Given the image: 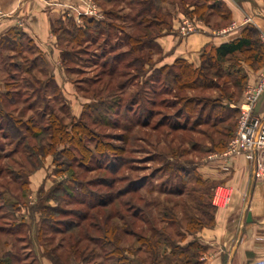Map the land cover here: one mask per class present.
<instances>
[{"label": "rangeland", "instance_id": "obj_1", "mask_svg": "<svg viewBox=\"0 0 264 264\" xmlns=\"http://www.w3.org/2000/svg\"><path fill=\"white\" fill-rule=\"evenodd\" d=\"M82 1L87 6L83 12L85 15L94 11L93 15L99 14L101 20L105 23L110 21L115 27L106 28L96 44L82 46L89 48V54H84L78 46L67 43L69 36L61 31L55 33L60 50H68L70 53L66 61H61V65L57 66L54 59L51 61L50 68L61 86L56 95L49 90L44 99L40 98L35 102V98H31L32 92L26 87V82H31L30 77L33 75L40 78L43 74H50V69L41 59L44 63L40 67H44V72L38 70L37 65L28 73L24 71L31 58L35 57L34 47L26 39L22 41V52L14 56L17 63H22L15 76L8 75V70L6 72L1 67L0 60V90L4 91V85L9 81L7 88H16L19 92L16 100L4 102L3 108L8 114L22 120L33 119L42 126L48 123L51 117L49 114H52L67 126L70 134L74 132L73 122L86 123L88 131L84 134L83 143L94 150L92 155H98L93 140L98 139L103 151L95 161L86 162H81L79 157L71 158L64 154H59V158L55 157L56 150L42 155L37 147L47 146L48 134L40 133L36 135V139L28 137L26 141L20 142L15 136L3 137L0 131V227L13 230L17 223L23 222L20 224L23 226L19 241L15 236L0 234V258L6 252L16 253L13 254L14 258H8L11 259V264H38L42 259L50 260L46 252L52 249H55L62 260L73 253L70 259L72 262L66 264H110L117 257L111 259V256L106 255L111 246H102L101 242L93 241V237H103L104 232L111 231L113 227L117 228L119 243H114L117 238L109 235L112 244L118 245L120 250L124 249L123 255L135 260L140 261L147 256L143 250L145 246L138 242L140 234L147 236L148 242L155 241L157 237L161 239L156 246L158 250L164 249L172 241L186 246L195 237L186 231L188 218L197 214L199 219L206 220L201 211L205 208L208 214L212 210L208 206L194 208V196L198 194L191 192L193 187L206 192L201 197L202 201H208L212 205L213 189L220 186L209 180L206 184L197 182L200 174L197 175L194 168L205 158L206 154L203 152L211 145V139H216L219 135L210 127L211 120L209 124L194 123V120L198 115L204 120L208 114L212 119L219 112L224 113L225 109L221 110L218 106L220 97L230 96L232 107L237 108L248 85L247 78L243 87L239 82L237 85L233 84V80L239 81L238 71H242L239 61L247 58L248 52L236 54L230 62L222 64L219 75L213 78L210 88L178 91L163 83L166 71L159 74V80H151L150 75L154 73L151 69L157 64L161 51L156 45L148 44L141 51L125 54L130 45L121 41L125 32H136L130 27V19L140 7V0ZM161 7L171 16L180 12L184 17L190 18L178 0H166ZM109 11L111 13L106 15ZM208 22L212 29L225 28L215 15L209 17ZM106 38L109 40L108 45L104 44ZM109 45H113L111 53L101 55ZM94 50H97L99 56L93 60L91 53ZM120 53L122 56L115 64L114 73L101 75L100 64L103 59L108 60L110 66L112 57ZM136 56H141L142 61L148 65L146 71H141L138 63H132ZM7 57L12 59L11 56ZM6 60L8 61L4 57L3 62ZM93 61L99 62L98 66ZM189 98L196 99V103L183 107L184 100ZM101 103L107 107L106 113H102ZM201 106L205 109H201ZM212 106L215 108H211ZM146 115L148 124L144 125L142 122ZM237 116L234 113L224 124H218L215 130H223L224 125L232 119L235 122ZM0 122L5 124L6 120L2 119ZM172 123L185 124V130L171 127ZM69 145L64 142L56 145V149L61 150ZM113 159H118L114 160V168H96L100 165L97 163ZM78 162H81V166ZM105 180H111V183L107 186ZM24 181L27 182L26 190L19 188ZM136 186L140 187L135 191L129 190ZM180 186L185 188V192L179 198L169 192ZM109 193L114 198L108 205L93 208L88 206L89 202L97 201L98 196L105 197ZM116 193L121 194L117 196ZM14 198L17 200V208L11 205ZM41 204H47L49 208L43 211ZM134 208L142 213L132 216ZM61 210L65 214H61ZM72 212L88 215V219L81 224L82 228L85 226L82 233L76 234L77 229L65 231L63 228L62 221L77 219ZM43 215L48 219L44 224L41 222ZM50 221L57 230L49 226ZM153 226L170 236V239L167 237L169 241H163L162 237L150 231L154 229ZM40 227L42 230L37 238L36 232ZM123 229L130 231L129 234H125ZM3 241H7L8 245L4 246ZM76 243V250L70 247ZM17 258L19 261L12 262Z\"/></svg>", "mask_w": 264, "mask_h": 264}, {"label": "trees", "instance_id": "obj_2", "mask_svg": "<svg viewBox=\"0 0 264 264\" xmlns=\"http://www.w3.org/2000/svg\"><path fill=\"white\" fill-rule=\"evenodd\" d=\"M165 2L166 0H140L139 1L140 7L136 10L135 14L130 19L131 20L130 27H132L134 31L136 32L135 33L125 32L124 37H123L124 39L121 40L123 43L125 41L127 42V44L130 45L129 48L125 51V54H130L131 52H135V51H141L142 49H145V47H147L146 45L148 44L156 45L157 49H159L158 45L154 41L155 38L161 36L162 34L169 32L171 29L172 16L170 15L169 12H167L161 7L162 4ZM178 2L180 6L183 8V10L186 11L185 13L186 14L188 13V16L190 18L195 17L197 19L204 21L205 23H209L208 18L214 15L218 18L219 21L223 22V25L226 24L230 19L229 10L225 7V5L222 2L218 0H178ZM110 13L111 11L107 12L106 15ZM67 23L68 24H66V26H64L63 24H59L53 27V32L56 33L57 31H61L64 35L69 36L70 40L67 39L66 42L78 46L79 50H82L84 54H89L88 52H90V50L89 48L87 47L83 48L82 46L96 44L99 40L100 35H103L102 32L106 28L115 27V25H113V23H111L110 21H106L105 23L101 19L94 20L86 16L83 17L82 26L77 25L72 19H68ZM104 40L106 41L104 44L108 45V41H109L108 38ZM113 45H109L108 49L107 48L105 49L103 47L104 49L101 55L104 56V55L110 54L111 51L113 50L112 49ZM4 48H10L9 50H11L12 53L11 54L6 53L4 55L3 53H0L1 67L5 69L6 72L8 70L9 76L11 74H12L11 76H15L16 72L20 70L19 67L22 64V63H17L14 57L20 51L22 52L23 45H22L21 38H18L12 42L9 39H4V41L1 44V51H4ZM243 52H248L247 58H244L243 60H247L249 62V65L251 66L258 67L261 65V63L264 60V44L260 41L259 34L257 33V31H255V29L252 26H245L241 35L238 38H235L228 42L221 43L220 45L212 49H207V50L204 49L200 55V63L196 67L184 59H177L173 63L169 65H165L163 67H154L153 69H151L154 72L153 74L150 75L151 80L152 79L156 81L159 80V78L161 77L159 74L163 71H166L164 74L163 83H165V85L172 86L173 89H176L178 91H181L182 89L210 88V86L212 85L213 78L219 75V72H220L219 70H220L221 65L226 62H230L236 54H240ZM91 55L93 57V60L96 59L97 56H99L97 55V50L92 51ZM7 56L9 57L11 56L12 59L9 60ZM69 56H70V53L68 50H63V49L61 50V61L63 62L66 61ZM121 56H122L121 53L114 55L112 57V63L110 66L108 65V60L104 58L100 64V67H101L100 74L101 75L113 74L115 71V64L120 59ZM4 57H6L8 61L6 60L5 62H3ZM101 58H98V59L100 60ZM24 60H26V58ZM41 61H42L41 58H39L38 56L32 57L29 65L25 67L26 70L24 71L28 73L30 69L33 70L34 67L37 65L38 70L41 69L40 71L44 72V69H43L44 67L43 68L40 67V65H42V63L44 62H41ZM93 63L95 66H98L99 62L97 63L96 61H93ZM132 63H138L141 71H146L145 69L148 67V65H146L145 62L142 61L141 56L134 57L132 60ZM238 72L240 73L239 78H238L239 81L233 80V84L237 85L239 82L241 83L243 87L245 84L247 75L243 70L242 71L239 70ZM43 76L39 78L33 75L30 77L31 82L26 80L27 81L26 87L29 90H31L32 92L31 98H35V102L40 98L44 99L45 97H47V95L45 96V93L49 90L52 92L53 95H56V93L60 91V88L58 87L57 83L55 82L51 74H48V75L43 74ZM8 84H9V81H6L4 85L5 90L4 91L0 90V121L2 119L6 120L5 124L0 122V131H2L3 137L6 138L7 136L11 135V136H15L16 138H18L20 142H23V141H26L28 137H30L31 139L33 138L36 139L38 138V136L36 137V135H39L40 133L41 134L46 133L48 134V140H49L47 146L41 145L37 147V150L41 152L42 155L54 153L56 150L55 153L57 155H55V157L57 156L59 158L58 156L59 154H64L67 157L69 156L71 158L73 156L74 158L79 157L81 159V162H86L88 160L95 161L96 159L101 157V153H103V151L100 149L101 146H100V142L98 141V139H95V138L93 139L95 140V148L97 149V152H99L98 155H92L91 153L94 152V150L89 149L87 146H85V143H83L84 136H85L84 134L88 131L86 127L87 125L86 123H82L80 121L73 122L72 128H74V132L70 134L69 133L70 131L67 129V126L63 122H60L56 118V116L54 115L52 116V114H49V116L51 117L48 119L49 120L48 123L43 126L39 125L37 121H34L33 119L22 120V119L14 118L12 117V115L8 114L7 111H5V109L3 108L4 102L6 103L13 102L14 100H16V95L19 94L16 88L14 89L7 88L9 86ZM230 95L232 96V93ZM229 97L230 96L220 97L221 99L217 101L219 108L221 110L225 109L224 113L219 112V115H214L212 119H211V115L208 114L206 115L204 120L201 119L200 115H198V117L194 120V123L199 122V124L201 123L209 124L211 120L210 127L213 128L214 132H216L219 135L218 138L211 139V145L206 147L203 154L222 152L226 148L229 139L232 137L234 133L237 117H236L235 122L232 119L227 125H224L223 130H215L218 124L220 123L224 124V122H226L228 119L233 117L234 113L238 114V109L236 107L230 106V103H233V102L231 101ZM216 100L217 98L214 99V101ZM194 103H196V99H190V98L186 99L184 100L183 107L187 108L188 106H191L190 104H194ZM100 106L103 109L101 110L102 113H106L107 107H105L102 103L100 104ZM200 108L203 110L205 109L204 106H201ZM211 108H215V106H212ZM142 123L144 125L148 124L147 115H146L145 120ZM178 125H179L178 123H172L171 127L180 128V129L185 130V124L179 125V126ZM192 129L193 128H191V130ZM78 130H80L79 131L80 134L78 133ZM64 142L65 144H70V145L67 146V148L63 147L61 150L56 149V145L63 144ZM98 144H99V147H98ZM33 150H36V149L33 148ZM27 154L28 156H30L29 153ZM114 160H118V159H113L112 161L105 160V162L97 163L100 165H97L98 167L96 168L97 169H108V168L112 169L114 168V164L116 162ZM81 162H78L79 166H81L80 164ZM195 170L196 169L194 168V171ZM105 182H106L105 184H107L108 186V184L111 183V180H105ZM197 182H199L200 184L201 183L206 184L207 179H204L200 175H198ZM19 186H20L19 187L20 189L26 190L27 182L24 181L20 183ZM139 187L136 186L129 190L135 191ZM210 187L212 188V186ZM177 188L178 189H176L175 191L169 190V192L173 193L174 195L177 196V198H179L180 196L184 194L185 188L182 186L177 187ZM191 192L193 194L194 193L198 194V196H194V200H195L194 208L195 209L204 208L207 206L212 208L211 212H209L208 214L206 213L205 208L203 211H201V215L204 218H206V220L199 219V217H197V214L191 215L188 218V221L186 224V231L189 233V235L194 236L195 232H197L202 227L212 225L214 207L208 201L206 202L202 201L201 197L205 196L206 192L204 191L200 192V188L193 187ZM116 194L118 196L121 193H116ZM15 197L18 198V196H15ZM103 197L98 196L99 199H96L97 201L94 200V201L89 202L88 206L90 208H93L94 206H97V205L106 206L109 203H111V201L114 198L112 197L111 193L105 195L104 199ZM16 201L14 198V201L11 203V205L17 208ZM40 206H41V210L43 211L49 208V205L47 204H41ZM59 212H61V214H65V211L63 210ZM141 213L142 211L138 210L137 208H134V211L131 212L132 216H137L138 214H141ZM72 214L74 217L76 216L77 219H70V220L68 219L66 221L61 220L62 224H64L63 228L65 229V231H68L71 229L73 230L77 229L78 231L76 230V234L77 232L82 233L85 230V226L84 228H82L81 224L83 221L88 219V215L84 213L78 214L77 212H72ZM45 217L46 216L43 215L41 219V222L43 224L45 223L46 220H48ZM162 221L164 222L165 220L162 218ZM20 224H23V222L20 221L19 223H17L16 228L13 230L3 229L2 227H0V234L3 233L9 236H15L16 237L15 239L19 241L22 238V235L20 233H21V226H23ZM49 226L50 227L52 226L51 228H53L54 230H57L55 227H53V224L51 223V221L49 223ZM153 228L154 229H150V231L152 230L159 237H162L163 241L164 240H166L167 242L169 241L170 236L165 234L163 230L157 229L154 226ZM41 230H42L41 227L38 228L36 232L37 238L40 236ZM116 231H117V228L113 227L111 228V231H105L103 234V237H93L94 238L93 241H95L96 243L101 242L102 246H111L110 247L111 249H109V251L106 252L107 253L106 255H108L109 257L111 256V259L114 256H117V257L113 259V261L110 264H163L164 262L165 264L166 263L170 264L171 262H172L171 264H202V262L199 260V257L201 256L203 248L199 244V242L194 238L192 239V241L188 242L186 246H180L178 245L179 243L173 242L171 240L172 242L167 243L164 249L158 250L156 246L158 245V242H160L161 239L157 237L155 238V241L151 240V242H148L149 238L145 236L144 234H140L138 235V242L142 243L141 246L143 245L145 246L143 247L144 248L143 250L147 253V256H145V258L143 257L139 261V260L133 259L132 257H128L126 254L123 255L124 249L120 250L118 245L112 244V239L109 237V235L117 238ZM123 232H125V234H129L130 231L123 229ZM176 235L180 236L179 233H176ZM167 237H169V239ZM113 242L118 244L119 238L115 239ZM3 245L7 246L8 242L3 241ZM75 245H71L70 247L75 248L76 250L77 243ZM54 250L52 249V251L46 252V255L50 258L53 264H66L67 262L69 263L72 262V260L70 259L73 253L69 255L67 259L62 260L61 256L55 253ZM167 250H169L168 253H166ZM189 250H192V251L190 252ZM13 254H16V253H12V254L7 253V252L4 253V256L0 258V264H9L11 259H8V258L10 257L12 258L13 256H15ZM166 256H169V257H166ZM16 261H19V259L17 258L16 260H12V262H16Z\"/></svg>", "mask_w": 264, "mask_h": 264}, {"label": "crops", "instance_id": "obj_3", "mask_svg": "<svg viewBox=\"0 0 264 264\" xmlns=\"http://www.w3.org/2000/svg\"><path fill=\"white\" fill-rule=\"evenodd\" d=\"M218 1L230 12V19L224 24L228 30L220 33L204 21L195 19L196 30L183 35L179 25L184 15L177 12L172 16L170 31L154 40L161 51L155 67L171 64L177 59H184L196 67L204 49L238 38L245 26H252L262 42L264 0ZM86 8L82 0H0V53H12L10 48L1 51L4 39L11 42L26 39L34 47V56L47 64L60 88L50 68L52 59L57 66L62 64L53 27L66 26L68 19L82 26L85 16L100 20L99 14L85 15ZM239 63L247 75L248 84L253 83L259 66H251L247 60ZM255 112L264 116V90L257 100ZM211 154H206L196 171L214 185L227 187L231 197L226 206H213L212 225L195 232L194 238L203 248L199 260L202 264H264V176H255L253 162L243 154L227 161L209 159ZM38 264L53 263L46 258Z\"/></svg>", "mask_w": 264, "mask_h": 264}, {"label": "built area", "instance_id": "obj_4", "mask_svg": "<svg viewBox=\"0 0 264 264\" xmlns=\"http://www.w3.org/2000/svg\"><path fill=\"white\" fill-rule=\"evenodd\" d=\"M89 14H95L89 11ZM229 28V27H228ZM196 30L193 18L183 17L180 21L179 31L185 35ZM227 28L219 30L226 32ZM264 44V35L261 36ZM264 90V65L258 70L253 83L247 85L242 100L239 102L236 126L232 137L222 152L212 153L209 159H221L227 161L236 155L243 154L245 158L254 164L256 177L264 176V116L255 112L257 100ZM231 194L225 186H216L213 189L212 205L224 207L229 203Z\"/></svg>", "mask_w": 264, "mask_h": 264}]
</instances>
